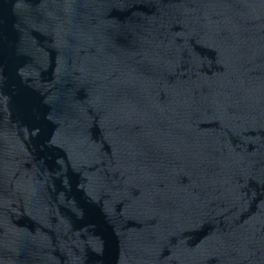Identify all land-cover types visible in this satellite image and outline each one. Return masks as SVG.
Listing matches in <instances>:
<instances>
[{
	"label": "water",
	"instance_id": "1",
	"mask_svg": "<svg viewBox=\"0 0 264 264\" xmlns=\"http://www.w3.org/2000/svg\"><path fill=\"white\" fill-rule=\"evenodd\" d=\"M0 264H264V0H0Z\"/></svg>",
	"mask_w": 264,
	"mask_h": 264
}]
</instances>
